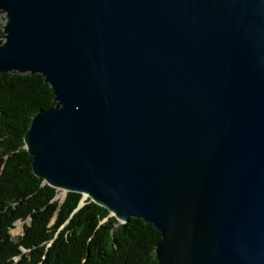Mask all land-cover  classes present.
<instances>
[{"label":"water","instance_id":"water-1","mask_svg":"<svg viewBox=\"0 0 264 264\" xmlns=\"http://www.w3.org/2000/svg\"><path fill=\"white\" fill-rule=\"evenodd\" d=\"M0 73L57 105L36 175L162 233L159 264H264V0H0Z\"/></svg>","mask_w":264,"mask_h":264},{"label":"trees","instance_id":"trees-1","mask_svg":"<svg viewBox=\"0 0 264 264\" xmlns=\"http://www.w3.org/2000/svg\"><path fill=\"white\" fill-rule=\"evenodd\" d=\"M4 28L0 21V45ZM56 105L42 75L0 73V264H159L162 233L153 225L121 224L91 199L79 209L82 194L61 201L36 175L26 135L33 118ZM19 222L25 234L16 242Z\"/></svg>","mask_w":264,"mask_h":264},{"label":"rangeland","instance_id":"rangeland-1","mask_svg":"<svg viewBox=\"0 0 264 264\" xmlns=\"http://www.w3.org/2000/svg\"><path fill=\"white\" fill-rule=\"evenodd\" d=\"M4 18H5L4 15L1 16L0 21L5 23ZM59 194H62V196L59 197L60 198L59 200L64 201V199L67 197V192H63V190H59ZM25 226L26 223L24 222H19L16 225V229L13 231V237L16 242H18L19 238H21L25 234Z\"/></svg>","mask_w":264,"mask_h":264},{"label":"bare ground","instance_id":"bare-ground-1","mask_svg":"<svg viewBox=\"0 0 264 264\" xmlns=\"http://www.w3.org/2000/svg\"><path fill=\"white\" fill-rule=\"evenodd\" d=\"M64 191V190H63ZM66 192V191H65Z\"/></svg>","mask_w":264,"mask_h":264}]
</instances>
